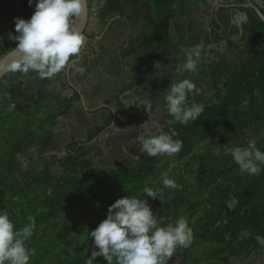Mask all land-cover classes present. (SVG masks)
Wrapping results in <instances>:
<instances>
[{
  "label": "crops",
  "instance_id": "obj_1",
  "mask_svg": "<svg viewBox=\"0 0 264 264\" xmlns=\"http://www.w3.org/2000/svg\"><path fill=\"white\" fill-rule=\"evenodd\" d=\"M222 1L225 5L233 3V0ZM106 2V9L105 6L101 7L102 2L94 4L99 9L91 16L86 30L91 37L104 28L105 33L98 42L91 44V49L84 54L81 63L75 65L71 72V80L82 91L88 108H103L87 113L80 101L72 102L71 110L65 116H60L54 126H46L44 132H38L35 142L23 154L9 156L0 172L7 169L13 157H16L29 166V171L32 167L38 169L44 182L41 168L67 166L63 160L67 156V146L73 140H86L87 133L113 119V113L117 115L116 125L125 123L132 114L151 119L150 124L134 123L124 128L110 126L77 154L75 159L78 167L82 161L90 159L101 167L100 172L106 166L109 167L105 165L108 158L113 160L130 155L132 136L138 139L146 137L151 129L160 131L164 127L171 128L172 117L164 114L166 120L162 123L158 117L161 116V108L165 107L164 97L173 82L192 79L201 92L188 94L190 105H211L212 101L215 103L213 86L219 80L216 71L237 70L253 57L260 45H264V31L252 24L251 11H248L247 21L237 10L231 12L233 24L228 30L226 45L222 47L211 41L213 22L209 21L216 5L215 0H176L175 17L168 30L170 44L154 54L152 62L142 69L147 56L138 49V40L143 35L154 36L157 33L154 0H138L139 20L133 0ZM236 2L241 4L244 0ZM116 5L123 10L124 18L119 17ZM20 11L19 1L0 0V46L8 39L7 30L15 28L14 18ZM108 12H116V15L113 13L111 19ZM201 43L205 47L197 71L178 73L177 67L185 60L181 48ZM102 48L106 49L104 59L99 56ZM67 66L50 78H41L33 71L27 74L10 73L0 84V162L13 146L22 142L47 119L56 116L66 101L72 100L74 91L67 83ZM80 67L85 69L83 73L77 71ZM5 114L6 118H2ZM202 212L206 217L207 213ZM176 259L177 264L185 261V257L181 256ZM228 264H264V258H235Z\"/></svg>",
  "mask_w": 264,
  "mask_h": 264
},
{
  "label": "rangeland",
  "instance_id": "obj_2",
  "mask_svg": "<svg viewBox=\"0 0 264 264\" xmlns=\"http://www.w3.org/2000/svg\"><path fill=\"white\" fill-rule=\"evenodd\" d=\"M89 2L94 7L97 1ZM101 2V7L106 9V0ZM113 13L108 12L111 19ZM234 71L221 70V73ZM187 104L190 105L189 100ZM214 104L212 101L211 105ZM164 114L168 113L162 107L160 123L166 120ZM227 116V131L214 119L186 136L177 153L148 157L145 179L135 177L113 188H101L70 204L38 231L34 241L28 242L26 247L35 252L29 264H86L94 250L88 232L106 219L111 204L127 195L147 199L163 224L174 223L179 217L187 219L193 230V242L190 247L179 249L169 264H177L178 256L185 257L182 264H218L222 263L221 258L227 257L230 260L264 258V247L255 240L257 235L264 236V165L259 175L241 172L229 151L235 146H247L250 139H255L257 148L264 151V86L244 84L241 92L231 97ZM176 124L178 122L171 123L169 130L174 131ZM166 130V127L160 131L151 129L145 138ZM142 155L137 137L132 136L130 155L108 158L105 165L109 167L101 171L126 169L141 176ZM11 161L7 169L0 172V210L7 211L14 224L28 221L27 217H34L43 210V201L49 194L69 190L71 178L66 174V165L55 169L42 167L45 181L35 185L29 177V166L16 157ZM80 164L76 165L77 175L96 176L101 168L90 159ZM163 172L168 173L177 188L163 187ZM145 186L160 189L158 199L146 197ZM232 197L237 203L229 208L226 202ZM202 211L207 213L206 217ZM94 264L108 262L97 257Z\"/></svg>",
  "mask_w": 264,
  "mask_h": 264
},
{
  "label": "clouds",
  "instance_id": "obj_3",
  "mask_svg": "<svg viewBox=\"0 0 264 264\" xmlns=\"http://www.w3.org/2000/svg\"><path fill=\"white\" fill-rule=\"evenodd\" d=\"M34 0H28L29 5ZM86 0H35V10L30 19L14 18L15 33L9 39L17 42L11 49L18 53L17 59L0 60V76L10 73L27 74L36 72L41 78H50L61 72L82 49L84 35L76 27L75 20L84 16ZM204 44L181 48L184 62L177 67L178 73H195L201 62ZM78 72L85 69L80 67ZM199 94L201 89L192 79L184 78L173 82L164 97L165 109L172 120L187 125L197 119L204 110L201 103L187 104L188 94ZM174 135V133H173ZM140 150L149 157L177 153L182 141L174 140L171 135L159 133L147 138H138ZM233 161L241 172L259 175L264 165V151L250 139L247 146L229 149ZM165 188H177L167 172L162 174ZM143 192L153 200L161 195L160 189L145 186ZM237 203L232 197L226 202L229 208ZM29 223L16 230L13 221L5 210H0V264H29L35 252L26 247L33 235L34 217H27ZM154 214L149 202L137 196L117 199L107 210L106 219L88 232L93 240L94 250L86 264H94L97 257H103L108 264H169L179 249H186L193 242V230L184 217L174 223L163 224ZM255 240L264 247V236L257 235Z\"/></svg>",
  "mask_w": 264,
  "mask_h": 264
},
{
  "label": "trees",
  "instance_id": "obj_4",
  "mask_svg": "<svg viewBox=\"0 0 264 264\" xmlns=\"http://www.w3.org/2000/svg\"><path fill=\"white\" fill-rule=\"evenodd\" d=\"M19 1L21 4V11L17 17L22 19H30L31 15L34 13L35 5L30 6L28 0H12ZM35 2V0H34ZM33 2V3H34ZM175 3L176 0H154L156 16L158 20L157 33L154 36L143 35L138 40V49L146 54V61L141 66L143 69L146 65L150 64L153 60V55L158 53L159 50L170 44V39L168 36V30L170 29V22L175 17ZM133 4L136 9V16L139 20L140 10L138 8V0H133ZM117 11L121 18H124L123 10L117 5ZM252 24L259 30L264 31V24L258 19V17L253 13ZM229 10L221 9L217 14V20L212 24L211 41L213 44H221L225 41L228 30L230 28ZM8 39L3 42L0 46V56H4L6 53L10 52L11 49L16 47L15 41L9 39V33L16 35L15 28H10L7 30ZM93 41L94 37L89 38ZM91 49V44L89 46ZM88 49V50H89ZM77 56V55H76ZM76 56L74 58H76ZM100 58L104 59L106 56V49H100ZM72 58V59H74ZM71 59V60H72ZM218 78L223 81L220 83L216 82L213 86L215 95L214 105H205L203 112L200 116L190 121L187 125L178 123V125L170 131L169 129L165 131L166 134L171 135L174 140L183 141L186 136L196 131L197 129L203 128L209 121L214 119L219 121V125L224 131L228 129V112L230 107V99L233 94L241 92L242 86L246 83L248 84H258L264 86V45H260L253 57L242 67L238 68L232 73L222 74L220 70L216 71ZM7 78V77H6ZM6 78L3 80L5 81ZM2 81V82H3ZM79 96L74 93L71 101H66L60 108L58 114L52 118L47 119L42 123L37 130L28 134L22 142L13 146L5 155L4 160L0 162V169L6 163L7 158L14 154H23V151L28 149L30 145L35 142V136L38 132H44L46 126H54L60 116H65L72 108V102H79ZM7 114L2 116L6 118ZM152 122L149 118H141L136 114L129 115L125 123H120L115 126V128H124L137 123L138 125L150 124ZM112 124V118L106 121L103 125L96 126L93 130L89 131L86 135V140H73L67 146V156L63 159L68 168L66 174L71 178L69 190L62 191L57 194H52L46 196L43 201V210L35 213V227L33 229V235L28 239L26 245L30 241H34L37 238L38 231L51 220H54L58 215L66 209L70 204L81 201L88 197L90 194L95 193L99 189H109L113 188L115 185H120L128 180L135 177L146 178V161L149 157L146 153H143L139 164L142 175H134L126 169L119 170H102L96 176L89 175H77L75 171L76 167V156L80 153L83 148L92 142L97 137H100L107 128ZM174 133V135H173ZM36 170V173H34ZM32 183L39 185L43 182L42 176L38 174V171L33 167L29 174ZM29 221L23 223H15L14 227L16 230L23 228L27 225ZM223 264H228L230 258H221Z\"/></svg>",
  "mask_w": 264,
  "mask_h": 264
},
{
  "label": "water",
  "instance_id": "obj_5",
  "mask_svg": "<svg viewBox=\"0 0 264 264\" xmlns=\"http://www.w3.org/2000/svg\"><path fill=\"white\" fill-rule=\"evenodd\" d=\"M232 2L233 3L231 5H225V4H223L222 0H215L216 5H215L214 10L212 11V15L210 17L211 19L209 22H214L217 20V14H218L219 10L226 9V10H229L230 24H233V19H232V15H231V12L233 10H237L239 15L242 16L243 20H245V21L248 20V11H251L264 24V11H263L264 10V0H244V3H241V4L237 3L236 0H233ZM92 11H94V10L91 9L89 0H86L85 15L75 20L76 27L84 35L85 41L82 45L81 51L77 54L76 58H74L70 61V63L67 66V70H66V79H67L68 86L71 90L74 91V93L78 94L79 99H80V104H81L82 108L84 109V111H86L87 113L97 112V111L101 110L103 107H98L96 109H89L88 108L87 102L85 100V97H84L82 91L80 89H78L73 84V82L71 80V72H72V68L75 65L81 63V61L83 60L84 54L88 51L89 46L91 44V40L89 39L88 35L86 34V30H87L88 24L90 22V17H91ZM98 39L99 38H97L96 40H98ZM225 45H226V39H225V41H223V43H221L222 47ZM18 56H19L18 53H13L11 50L10 52L6 53L4 56H1L0 60L6 59L8 61H11L13 59H17ZM8 75L9 74H5L3 76H0V84ZM116 120H117V115L115 113H113V119H112V125H111L112 128H114L116 126Z\"/></svg>",
  "mask_w": 264,
  "mask_h": 264
},
{
  "label": "flooded vegetation",
  "instance_id": "obj_6",
  "mask_svg": "<svg viewBox=\"0 0 264 264\" xmlns=\"http://www.w3.org/2000/svg\"><path fill=\"white\" fill-rule=\"evenodd\" d=\"M98 1V3L100 2L101 3V0H97ZM90 3V2H89ZM119 6V5H118ZM90 7H91V9H93L94 11H92L91 12V16L94 14V12H96L98 9H99V6L98 5H95L94 7L92 6V5H90ZM116 9H117V5H116ZM118 12V11H117ZM120 17V16H119ZM91 18V17H90ZM121 18V17H120ZM105 28L102 30V31H100V33L99 34H97L96 36H93L94 37V39H93V41H91V44L92 43H96V42H98L101 38H102V36L104 35V33H105ZM87 34V33H86ZM89 38L91 37V36H88ZM97 38H99L98 40H96Z\"/></svg>",
  "mask_w": 264,
  "mask_h": 264
}]
</instances>
